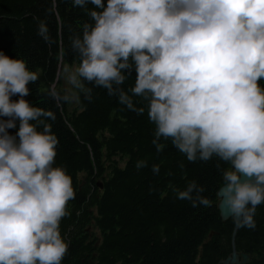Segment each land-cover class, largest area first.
I'll list each match as a JSON object with an SVG mask.
<instances>
[{"label": "clouds", "instance_id": "clouds-1", "mask_svg": "<svg viewBox=\"0 0 264 264\" xmlns=\"http://www.w3.org/2000/svg\"><path fill=\"white\" fill-rule=\"evenodd\" d=\"M73 4L94 7L82 34L70 37L78 63L63 68V85L53 83L48 94L58 104L80 103L93 99L89 84L103 87L127 109L147 110L158 152L170 140L190 162H227L223 208L254 229L264 203V0ZM36 19L38 35L52 43L47 21ZM64 55L61 47V62ZM133 69L135 83L125 90ZM38 78L26 60L0 51V264H62L69 249L61 221L76 193L67 168L56 164L59 141L47 122L54 113L26 99ZM152 171L159 174V165ZM205 190L195 180L175 189L193 207L210 203Z\"/></svg>", "mask_w": 264, "mask_h": 264}, {"label": "trees", "instance_id": "trees-1", "mask_svg": "<svg viewBox=\"0 0 264 264\" xmlns=\"http://www.w3.org/2000/svg\"><path fill=\"white\" fill-rule=\"evenodd\" d=\"M93 7L74 6L73 0H0V51L26 60L38 73L26 99L54 113L47 122L59 141L56 164L65 166L73 180L76 195L61 221L69 241L62 264H219L232 253L234 230L233 220L223 221L218 210L227 162L216 156L190 162L170 140H162L158 152L147 110L127 109L103 87L89 84L93 99L82 96L80 103L58 104L48 94L53 83L63 85L60 65L78 63L70 37L82 34ZM37 17L47 21L52 43L38 35ZM136 76L131 70L125 90ZM135 100L138 107L146 105ZM18 127L9 132L15 134ZM140 160L147 166L137 169ZM153 165H159V174ZM193 180L206 189L207 206L177 198L175 189ZM254 219V229L241 226L238 231L236 250L250 256L247 264H264V203Z\"/></svg>", "mask_w": 264, "mask_h": 264}, {"label": "water", "instance_id": "water-1", "mask_svg": "<svg viewBox=\"0 0 264 264\" xmlns=\"http://www.w3.org/2000/svg\"><path fill=\"white\" fill-rule=\"evenodd\" d=\"M242 178L247 179V177H242ZM99 187L102 188L101 185H99ZM218 198L220 199L218 210L220 212V216L222 220L225 222L229 220H233L234 222V230L232 235V253L226 260L220 262L219 264H246L250 260V257L246 254H239L236 250V244H235V239L241 226L232 218L231 214L228 213L227 210L223 208L221 198L219 196V192H218Z\"/></svg>", "mask_w": 264, "mask_h": 264}]
</instances>
